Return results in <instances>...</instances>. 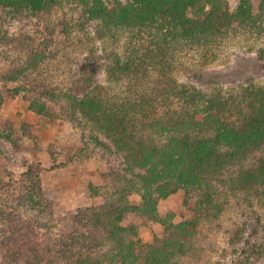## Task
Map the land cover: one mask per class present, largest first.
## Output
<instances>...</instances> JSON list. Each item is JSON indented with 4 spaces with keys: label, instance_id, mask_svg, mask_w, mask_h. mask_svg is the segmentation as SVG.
<instances>
[{
    "label": "rangeland",
    "instance_id": "1",
    "mask_svg": "<svg viewBox=\"0 0 264 264\" xmlns=\"http://www.w3.org/2000/svg\"><path fill=\"white\" fill-rule=\"evenodd\" d=\"M117 1L126 2L103 0L107 6ZM250 2L252 24L231 25L208 43L181 42L174 48L165 47L164 58L159 55L156 59L141 55L154 47L145 35L135 38L119 31L113 40L101 44L92 27L67 33L80 12L76 0H57L37 16H7L0 21L4 38L0 40V264H74L80 254L101 257L111 246L119 245L111 244L97 223L89 225L88 215L81 212L104 206L109 214L119 211V194H110L126 181L123 166L92 143L90 135L96 125L58 97L59 91L65 92L78 79L84 56L91 49L101 56L105 48L123 58L133 43L141 51L130 85L126 78L114 80L101 71L97 84L102 96H122L128 87L158 92L166 90L167 83L193 85L198 71L225 69L242 56H259L264 50L259 0ZM221 3L234 13L241 2ZM250 84L264 87V76L258 75ZM212 88L216 93L220 90V98L229 104V99H237V104L241 96L238 85ZM204 89L211 93L212 89ZM172 101L175 104H161L158 115L175 108L176 101ZM33 103L44 105V111H32ZM238 117L236 110L230 116L233 120ZM263 155L264 145L250 159ZM215 185L214 203L222 209L213 216L202 207L206 211L197 242L200 251L191 256L181 254L169 264H240L246 253L251 256L254 246L264 243V186L243 192ZM135 189L123 199L131 206L142 204L143 191ZM198 200L199 196L191 194L184 205L186 195L181 191L157 201L155 219L129 213L119 225L140 227L141 240L149 244L164 237L156 218L172 216L176 224L189 220L200 213ZM86 231L99 238L79 244L78 233ZM174 252L179 255L178 250ZM248 264H264V253L259 261Z\"/></svg>",
    "mask_w": 264,
    "mask_h": 264
},
{
    "label": "trees",
    "instance_id": "2",
    "mask_svg": "<svg viewBox=\"0 0 264 264\" xmlns=\"http://www.w3.org/2000/svg\"><path fill=\"white\" fill-rule=\"evenodd\" d=\"M56 2L0 0V21L7 16H37ZM76 2L80 12L67 33L92 27L101 44L113 40L119 31L135 38L145 35L154 47L141 55L152 59L159 55L164 58L165 47L174 48L181 42L208 43L231 25L254 22L250 0H240L234 13L223 7L221 0H126L112 6L103 0ZM259 10L264 22V0H259ZM1 32L0 28L3 40ZM102 52L98 56L91 49L84 56L78 79L65 92L59 91L58 97L96 125L90 135L92 143L123 166L126 181L110 194H119V211L109 214L104 206L81 212L88 215L89 225L97 223L98 228L106 231L110 243L119 245L111 246L110 252L101 257L80 254L74 264H169L181 254L194 255L201 249L197 242L203 233V212L208 210L214 216L222 209L214 203L216 183L224 190L237 187L243 192L264 186V155L250 159L264 145V87L250 84L258 75L264 76V50L259 56H242L225 69L198 71L193 85L167 83L168 88L158 92L128 87L122 96L116 97L98 94V76L102 71L114 80L126 78L130 85L136 77L141 51L133 43L127 46L123 58L105 48ZM225 85L239 86L241 96L237 104V99H229L230 104L223 101L221 91L216 93L212 88ZM205 87L212 89L211 93H204ZM172 100L177 106L158 115V107H166L168 102L175 104ZM30 108L42 113L45 107L33 103ZM235 110L240 116L238 120L230 118ZM135 188L143 191L142 204L131 206L123 199ZM181 191L186 195L184 205L191 194L199 196L200 213L178 224L172 222V216L156 218L154 221L164 229L162 239L144 243L140 227L119 225L129 213L155 219L157 201ZM98 238L93 231H86L78 233L77 241L90 244ZM250 253L240 264L259 261L264 243L254 246Z\"/></svg>",
    "mask_w": 264,
    "mask_h": 264
}]
</instances>
